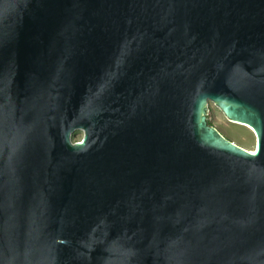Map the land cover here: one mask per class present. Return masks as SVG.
Segmentation results:
<instances>
[{"label":"water","instance_id":"1","mask_svg":"<svg viewBox=\"0 0 264 264\" xmlns=\"http://www.w3.org/2000/svg\"><path fill=\"white\" fill-rule=\"evenodd\" d=\"M0 264H264V0H0Z\"/></svg>","mask_w":264,"mask_h":264},{"label":"rangeland","instance_id":"2","mask_svg":"<svg viewBox=\"0 0 264 264\" xmlns=\"http://www.w3.org/2000/svg\"><path fill=\"white\" fill-rule=\"evenodd\" d=\"M207 120L214 125L226 138L248 149H256V135L247 123L229 119L223 111L213 102L207 104ZM84 135L82 129H75L71 133V140L78 141Z\"/></svg>","mask_w":264,"mask_h":264},{"label":"bare ground","instance_id":"3","mask_svg":"<svg viewBox=\"0 0 264 264\" xmlns=\"http://www.w3.org/2000/svg\"><path fill=\"white\" fill-rule=\"evenodd\" d=\"M237 122H239V121H237ZM243 123V122H242ZM248 125V124H247ZM250 126V125H249ZM251 127V126H250ZM252 128V127H251ZM251 151H254V150H251Z\"/></svg>","mask_w":264,"mask_h":264},{"label":"snow or ice","instance_id":"4","mask_svg":"<svg viewBox=\"0 0 264 264\" xmlns=\"http://www.w3.org/2000/svg\"><path fill=\"white\" fill-rule=\"evenodd\" d=\"M81 143H82V141H81Z\"/></svg>","mask_w":264,"mask_h":264}]
</instances>
